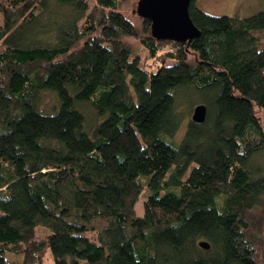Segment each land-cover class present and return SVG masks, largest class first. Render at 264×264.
<instances>
[{
  "label": "trees",
  "instance_id": "1",
  "mask_svg": "<svg viewBox=\"0 0 264 264\" xmlns=\"http://www.w3.org/2000/svg\"><path fill=\"white\" fill-rule=\"evenodd\" d=\"M195 1L177 42L127 0H0V264H264V10Z\"/></svg>",
  "mask_w": 264,
  "mask_h": 264
},
{
  "label": "rangeland",
  "instance_id": "2",
  "mask_svg": "<svg viewBox=\"0 0 264 264\" xmlns=\"http://www.w3.org/2000/svg\"><path fill=\"white\" fill-rule=\"evenodd\" d=\"M138 0H127L123 8H121L122 12L138 27L142 26V18L139 15L136 7ZM195 4L197 8L204 13H207L211 16H234L238 15L241 18L250 17L260 11L264 10V0H196ZM134 44H137L136 42ZM138 54L140 55V60L142 65H148L147 67L152 71L156 69V65L158 64L156 60L149 58L148 52L143 47H138ZM171 63V62H168ZM167 63V64H168ZM47 101L49 99L47 98ZM198 104H187L185 101H182L180 104V112L183 116V120H189L192 118V114L194 108ZM257 116L260 119L261 126L264 130V113L256 112ZM183 128V127H182ZM181 128V129H182ZM183 131L179 134V138L182 136ZM263 164V173L264 174V154L261 156V160ZM136 213L138 216H143L144 208H143V200H139L135 206ZM49 231V230H48ZM46 230L41 228L38 231V234L43 237L46 235ZM263 235H264V226H263ZM6 259L12 262H22L23 254H14L8 252L6 254ZM43 264H53V259L50 253L46 254Z\"/></svg>",
  "mask_w": 264,
  "mask_h": 264
},
{
  "label": "water",
  "instance_id": "3",
  "mask_svg": "<svg viewBox=\"0 0 264 264\" xmlns=\"http://www.w3.org/2000/svg\"><path fill=\"white\" fill-rule=\"evenodd\" d=\"M192 0H140L137 11L141 17L152 21V36L162 40L187 42L198 36L199 31L192 22L189 9ZM207 118V108L200 104L194 108L192 121L203 124ZM200 248L208 250L206 241Z\"/></svg>",
  "mask_w": 264,
  "mask_h": 264
}]
</instances>
